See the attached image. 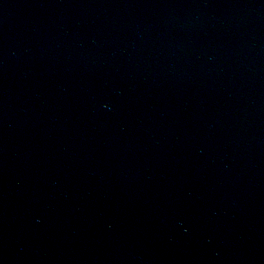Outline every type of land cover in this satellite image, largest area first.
Instances as JSON below:
<instances>
[{
    "label": "water",
    "instance_id": "obj_1",
    "mask_svg": "<svg viewBox=\"0 0 264 264\" xmlns=\"http://www.w3.org/2000/svg\"><path fill=\"white\" fill-rule=\"evenodd\" d=\"M0 264H264V0H0Z\"/></svg>",
    "mask_w": 264,
    "mask_h": 264
}]
</instances>
